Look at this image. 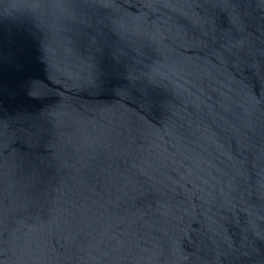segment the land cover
Masks as SVG:
<instances>
[{
    "label": "water",
    "instance_id": "obj_1",
    "mask_svg": "<svg viewBox=\"0 0 264 264\" xmlns=\"http://www.w3.org/2000/svg\"><path fill=\"white\" fill-rule=\"evenodd\" d=\"M0 264H264V0H0Z\"/></svg>",
    "mask_w": 264,
    "mask_h": 264
}]
</instances>
